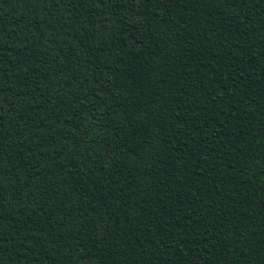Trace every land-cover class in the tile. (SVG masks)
<instances>
[{"label": "trees", "instance_id": "obj_1", "mask_svg": "<svg viewBox=\"0 0 264 264\" xmlns=\"http://www.w3.org/2000/svg\"><path fill=\"white\" fill-rule=\"evenodd\" d=\"M0 264H264V0H0Z\"/></svg>", "mask_w": 264, "mask_h": 264}]
</instances>
